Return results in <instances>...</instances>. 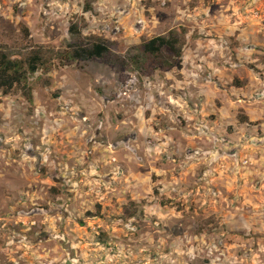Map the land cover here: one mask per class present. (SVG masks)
Segmentation results:
<instances>
[{"label": "rangeland", "instance_id": "obj_1", "mask_svg": "<svg viewBox=\"0 0 264 264\" xmlns=\"http://www.w3.org/2000/svg\"><path fill=\"white\" fill-rule=\"evenodd\" d=\"M0 53V264H264V0H0Z\"/></svg>", "mask_w": 264, "mask_h": 264}, {"label": "trees", "instance_id": "obj_2", "mask_svg": "<svg viewBox=\"0 0 264 264\" xmlns=\"http://www.w3.org/2000/svg\"><path fill=\"white\" fill-rule=\"evenodd\" d=\"M73 31L74 28L71 27ZM176 42L164 37H158L151 40L146 45V51L153 54H159L164 49H170L173 53H180L176 49ZM74 58L81 61H98L112 62L114 56L103 43L93 45L91 49H86L81 45H74ZM40 59L34 56L30 59V71L35 73L38 71ZM173 68L176 66H172ZM26 79V72H23L21 64L9 58L5 53H0V90H3L5 95H10L15 87L21 85Z\"/></svg>", "mask_w": 264, "mask_h": 264}]
</instances>
